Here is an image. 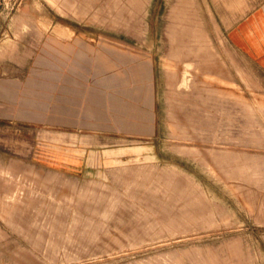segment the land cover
I'll use <instances>...</instances> for the list:
<instances>
[{
	"label": "rangeland",
	"instance_id": "obj_1",
	"mask_svg": "<svg viewBox=\"0 0 264 264\" xmlns=\"http://www.w3.org/2000/svg\"><path fill=\"white\" fill-rule=\"evenodd\" d=\"M258 1L0 0V80L44 35L83 34L130 55L121 112L149 124L88 139L0 121V264L251 263L264 74L227 32ZM50 144L82 159L58 165Z\"/></svg>",
	"mask_w": 264,
	"mask_h": 264
},
{
	"label": "crops",
	"instance_id": "obj_2",
	"mask_svg": "<svg viewBox=\"0 0 264 264\" xmlns=\"http://www.w3.org/2000/svg\"><path fill=\"white\" fill-rule=\"evenodd\" d=\"M73 35L67 39L44 35L21 75L0 80V121L79 133L88 139L140 128L149 131L144 116L135 119L121 112V93L128 89L121 75L123 56L130 55L79 37L83 34ZM227 42L264 74V0L230 27ZM129 62L136 77L137 61ZM49 147V159L58 165L82 159L70 153L69 145ZM250 259V264H264V232L258 234Z\"/></svg>",
	"mask_w": 264,
	"mask_h": 264
}]
</instances>
